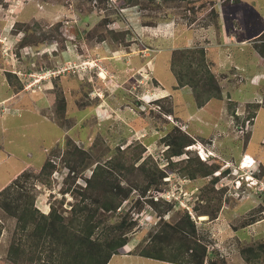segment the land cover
Returning a JSON list of instances; mask_svg holds the SVG:
<instances>
[{"label":"rangeland","instance_id":"374dc122","mask_svg":"<svg viewBox=\"0 0 264 264\" xmlns=\"http://www.w3.org/2000/svg\"><path fill=\"white\" fill-rule=\"evenodd\" d=\"M229 1L0 0V96L16 94L0 101V190L24 170L38 172L49 158L58 168L51 186L34 180L35 205L48 213L64 196L67 210L75 199L64 189L85 186L97 163L110 165L119 149L129 159L141 144V161L149 157L168 173L158 186L174 203L166 219L186 210L209 249L228 264H262L247 261L241 250L264 241V107L254 104L264 87V58L254 47L264 31V0ZM192 46L208 48L223 91L222 100L204 107H197L190 87L177 86L170 66L176 49ZM173 125L195 139L189 153L172 161L188 155L217 161L209 160L220 165L216 184L212 176L190 180L169 168L163 139ZM75 145L91 152L94 163L80 173L65 160ZM120 171L121 179L138 178ZM153 189L137 188L124 202L137 218L132 239L142 241L157 226ZM205 211L218 216L197 215ZM2 222L0 264H7L15 219ZM139 261L133 263L166 264Z\"/></svg>","mask_w":264,"mask_h":264},{"label":"trees","instance_id":"16d2710c","mask_svg":"<svg viewBox=\"0 0 264 264\" xmlns=\"http://www.w3.org/2000/svg\"><path fill=\"white\" fill-rule=\"evenodd\" d=\"M121 1L124 6H129L139 5L144 1L149 5H160L161 1L168 0ZM229 2L231 3L229 0H222L224 5ZM143 25L154 24L145 22ZM258 40L254 47L264 58V31ZM170 66L177 78V86L191 88L197 107H204L214 99H223L219 79L211 69L203 46L176 49ZM19 85V90H22L24 85L21 82ZM261 97V103H254L258 108L264 107V87ZM254 114L255 112L252 116ZM194 139L177 125L172 126L163 139L167 146L165 156L169 161V168L173 170L178 167L181 176L190 180L212 176L210 181L214 185L220 179L214 174L220 168L219 163H214L217 161L209 159L214 161L211 164L207 158L202 160L198 155H188L186 159H181L184 163L179 166L178 162L181 160L171 159L173 156L189 153L187 147L194 143ZM71 144L73 141L68 139L66 145L69 147ZM137 146L138 150L129 159L125 155V149H119L120 154L109 162L110 165L97 163L91 169V174L84 178L85 186L64 189L63 195L70 192L75 199L67 210L63 208L66 200L64 196L58 200V205L54 203L51 206L48 213L42 212L35 205L37 193L34 180L51 186L53 172L58 168L49 158L38 172L24 170L0 190V239L6 227L2 222L3 218L15 219L7 264H108L114 255L126 253L174 264H228L218 249H209L190 212L185 210L178 219L165 218L173 209L174 203L162 197L163 189L158 186L168 173L149 157L141 161L145 147L141 144ZM91 159V152L76 145L65 155L71 171L77 172L93 166ZM116 170L126 171L127 174L133 172L138 178L131 180L125 174L126 179H121ZM142 181L146 183L144 187L140 185ZM137 188H141L143 193L154 188L150 202L159 221L135 249L128 250L137 218L124 207V202L130 199ZM155 194L161 195L156 201ZM197 215H209L210 220L218 216L217 212L209 211ZM241 252L247 261L261 260L264 264V241L243 248Z\"/></svg>","mask_w":264,"mask_h":264},{"label":"crops","instance_id":"0c3cea01","mask_svg":"<svg viewBox=\"0 0 264 264\" xmlns=\"http://www.w3.org/2000/svg\"><path fill=\"white\" fill-rule=\"evenodd\" d=\"M222 32H223V30H222ZM224 37L226 38V39H228V36L227 35H224ZM246 41V39H243L242 41H241V43H244ZM206 49H208L207 47H206ZM70 62V61H69ZM17 93V92H16ZM16 96V94L13 92V93H11V94H8L7 93V95H5V96H3V97H1L0 96V101L2 102V101H5L4 103H6L7 102V100H10V101H12L14 98H16L15 97ZM3 103V104H4ZM208 150H210V149H208ZM248 155V154H247ZM251 157V156H250ZM140 235H138V236H136L135 238H133V239H131V241L129 242V244H128V250H133V249H135L136 248V246L140 243V241H141V238L139 237ZM143 256H140V255H136V254H134V253H126V254H116V255H114L111 259H110V261H109V263L108 264H134L133 263V261L134 262H141V261H139L141 258H142ZM132 258H137V259H132ZM145 258V257H144ZM133 261H132V260ZM147 259H151V258H147ZM154 260H156V259H154ZM158 261H161V260H158ZM163 263H166V264H174V263H170V262H165V261H162ZM143 263L145 264V262L143 261Z\"/></svg>","mask_w":264,"mask_h":264},{"label":"built area","instance_id":"2783aa9c","mask_svg":"<svg viewBox=\"0 0 264 264\" xmlns=\"http://www.w3.org/2000/svg\"><path fill=\"white\" fill-rule=\"evenodd\" d=\"M143 49V48H142ZM144 49H146L145 51H152L153 49H151V48H149V47H145L144 46ZM145 56V55H144ZM146 56H148L147 54H146ZM240 181V180H239Z\"/></svg>","mask_w":264,"mask_h":264},{"label":"clouds","instance_id":"9594fccd","mask_svg":"<svg viewBox=\"0 0 264 264\" xmlns=\"http://www.w3.org/2000/svg\"><path fill=\"white\" fill-rule=\"evenodd\" d=\"M246 157H243V160H242V165H243V163L245 162V160H247V156H249V155H245ZM209 157V156H208ZM205 158V157H204ZM206 159V158H205Z\"/></svg>","mask_w":264,"mask_h":264}]
</instances>
